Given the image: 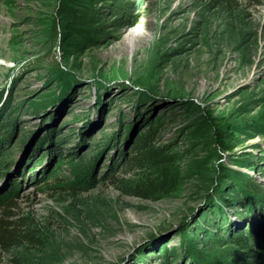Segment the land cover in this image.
Returning <instances> with one entry per match:
<instances>
[{
	"label": "rangeland",
	"instance_id": "obj_1",
	"mask_svg": "<svg viewBox=\"0 0 264 264\" xmlns=\"http://www.w3.org/2000/svg\"><path fill=\"white\" fill-rule=\"evenodd\" d=\"M11 91L0 191L39 241L0 264H115L153 234L126 264H241L231 236L264 216V0H0ZM149 131L177 157L155 198L135 190L161 170L119 174ZM79 169L88 190L51 185Z\"/></svg>",
	"mask_w": 264,
	"mask_h": 264
},
{
	"label": "trees",
	"instance_id": "obj_2",
	"mask_svg": "<svg viewBox=\"0 0 264 264\" xmlns=\"http://www.w3.org/2000/svg\"><path fill=\"white\" fill-rule=\"evenodd\" d=\"M16 92L1 94L2 107L0 109V171L5 165L4 161L10 156V149L12 147L11 141L17 133L18 121L15 113L19 110V104L16 102ZM213 128L214 137L217 143L223 141L226 134L223 131V122L217 119H209ZM133 157L127 160V163L120 162L117 165L123 164L119 174H125L134 168L161 170L160 179H152L147 184H137L135 194L147 198L160 197L161 195H168L175 190L177 184V177L169 169L171 164L176 160V156L171 153V148L157 145L155 141V132L149 131L147 135L135 140L133 147ZM76 179L63 182L56 175L52 186H60L65 190H88L93 184L97 182V178L89 179L86 174L82 172ZM110 168L107 173H110ZM114 182H124L125 180L112 177ZM18 181L14 182L17 185ZM122 189H128L127 184L120 186ZM12 191H0V252L11 253L23 245H34L39 241L33 229H31L25 222L24 218H11V205L14 204L12 200ZM232 242L239 249V258L241 264H264V216L256 220V223L248 226L245 230L234 233L231 236Z\"/></svg>",
	"mask_w": 264,
	"mask_h": 264
},
{
	"label": "water",
	"instance_id": "obj_3",
	"mask_svg": "<svg viewBox=\"0 0 264 264\" xmlns=\"http://www.w3.org/2000/svg\"><path fill=\"white\" fill-rule=\"evenodd\" d=\"M164 234H153L151 237L147 238L146 240H144L142 243H140L139 245L136 246V248L129 254H127L121 261L116 262L115 264H126V262L128 261V259L135 253L134 251H139L140 249H142L146 244H148L149 242L161 237Z\"/></svg>",
	"mask_w": 264,
	"mask_h": 264
}]
</instances>
